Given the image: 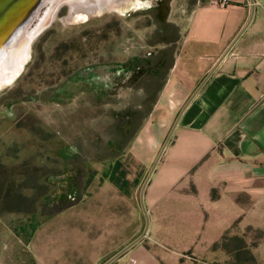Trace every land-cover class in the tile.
<instances>
[{
    "label": "rangeland",
    "instance_id": "obj_1",
    "mask_svg": "<svg viewBox=\"0 0 264 264\" xmlns=\"http://www.w3.org/2000/svg\"><path fill=\"white\" fill-rule=\"evenodd\" d=\"M195 1L170 5L167 21L178 33L175 41L186 30ZM138 2L117 3L79 21L70 4L61 5L34 33L21 71L0 87V264H105L144 232V181L129 204L119 201L120 194L105 180L112 161L129 151L139 132L135 112H149L164 82L152 86L143 77L113 86L121 68L165 47L160 32L166 29ZM51 7L42 8L30 33ZM179 48L172 47L174 53ZM148 83L152 89L146 91ZM9 184L20 187L21 205L13 201L14 191L13 200L7 199ZM70 200L76 205L53 215ZM32 207L35 213L29 214ZM109 212L120 218L132 213L131 229H109ZM34 225L39 228L30 243ZM244 232L241 251H233L236 242L229 236L208 263L182 264H254L252 250L264 241V232ZM154 241L157 237H147L141 243L156 250Z\"/></svg>",
    "mask_w": 264,
    "mask_h": 264
},
{
    "label": "crops",
    "instance_id": "obj_2",
    "mask_svg": "<svg viewBox=\"0 0 264 264\" xmlns=\"http://www.w3.org/2000/svg\"><path fill=\"white\" fill-rule=\"evenodd\" d=\"M219 1H195L181 37L163 42L180 46L173 67L129 151L113 161L107 181L130 204L181 115L144 194L157 249L140 242L113 264L208 263L226 237L238 252L245 228L264 232V0ZM109 213V229H131L132 213ZM252 254L264 264V241Z\"/></svg>",
    "mask_w": 264,
    "mask_h": 264
},
{
    "label": "water",
    "instance_id": "obj_3",
    "mask_svg": "<svg viewBox=\"0 0 264 264\" xmlns=\"http://www.w3.org/2000/svg\"><path fill=\"white\" fill-rule=\"evenodd\" d=\"M42 1L43 0H0V51L3 50V47H6V45H8L12 36L18 31V29H23V32H24V30L34 22V20L37 18L36 16H37V13H38L39 8H40L39 6L41 5ZM253 14H254V12H253ZM238 39L233 43V45L228 49V51L225 53V55L220 59L217 67L214 70H212V72L208 75V77L205 79V81L200 85V87L198 88V90L196 91L194 96H196L201 91V89L203 88V86L205 85V83L207 82L209 77L216 71V69L219 67V65L222 63V61L229 55L232 48L237 43ZM180 118H181V115L178 117V119H177V121H176L166 143H165L164 149L162 150L161 155L157 159V161L153 167V170H152L148 180L144 184L142 191H141V205H142V209H143V212H144V215L146 218V227H145L144 232L142 233V235L139 238H137L135 241H133L123 251L118 253L116 256H114L112 259H110L105 264H112L117 259H119L122 255H124L127 251H129L131 248H133L134 246L139 244L141 241H143L147 237V234L149 231L150 221H149L147 209L145 208V204H144L145 190H146V187L149 183L151 175L155 171V169H156V167H157V165H158V163H159V161L163 155L165 148L168 146V144H169V142H170V140H171V138L175 132V129L178 126Z\"/></svg>",
    "mask_w": 264,
    "mask_h": 264
},
{
    "label": "bare ground",
    "instance_id": "obj_4",
    "mask_svg": "<svg viewBox=\"0 0 264 264\" xmlns=\"http://www.w3.org/2000/svg\"><path fill=\"white\" fill-rule=\"evenodd\" d=\"M102 3H106L111 8L115 3L113 0H43L39 6L37 18L44 6L52 5L51 9L46 14V17L42 20L39 27L32 33H30L29 27L24 30L18 29V31L12 36L10 42L3 50L0 51V87L9 83L14 77L21 71L23 64L28 58L29 44L32 40L34 33H38L41 29L47 26L51 18L60 8L61 5L70 4L71 8L90 10L93 6H99ZM79 18L78 20H81Z\"/></svg>",
    "mask_w": 264,
    "mask_h": 264
},
{
    "label": "trees",
    "instance_id": "obj_5",
    "mask_svg": "<svg viewBox=\"0 0 264 264\" xmlns=\"http://www.w3.org/2000/svg\"><path fill=\"white\" fill-rule=\"evenodd\" d=\"M170 44V43H169ZM169 44H167V45H169ZM174 56H175V53H174V50L172 49V47H170V48H167V49H165V50H161V51H159V52H157V53H151L149 56H147V57H136L137 59H133L134 61H133V65H131L130 67H131V69H129V70H131L132 71V74L134 75L133 76V79H143V77H147V78H150V80L153 82V85L152 86H156V85H158L159 84V82H160V80L162 79H164V82L161 84V88H160V90H158L159 92H158V94L155 96V100L153 101L154 103L153 104H155V102L157 101V99H158V97H159V95H160V93H161V90H162V88L164 87V85H165V78H166V76H167V74L169 73V71L172 69V67H173V64H174ZM170 59V62H171V65L170 66H168V67H166L165 68V70H164V72H163V74H159L158 72H159V70L161 69V65L164 63V62H167L168 60ZM152 86H151V84H149L148 83V85H147V87H146V84H145V87H146V91L148 90H151L152 89ZM157 97V98H156ZM148 109V107H146V110ZM151 110V109H150ZM150 110H149V112H150ZM148 111V110H147ZM142 112V111H140L139 109H138V111L137 112H135L136 114H138V116H139V128H140V126H141V124H142V122H143V120L146 118V114L148 113L149 114V112ZM125 114H127L126 112L125 113H123V115L125 116ZM122 116V115H121ZM126 116H128V115H126ZM128 118H129V116H128ZM128 121L130 120V118L129 119H127ZM135 126V125H134ZM136 127V126H135ZM139 130V129H138ZM138 130L135 132V133H137L138 132ZM132 134H133V132H132ZM132 134H131V136H132ZM112 165H113V161H112V163L110 164V167H109V169H108V171L106 172V174H105V180H107L108 178H109V174H110V170H111V168H112ZM8 186H10V184L8 185ZM35 190H36V188H34ZM12 191H14L15 192V194L17 195H14V196H16V200H13L10 196H12L13 194H11L12 193ZM75 192V191H74ZM75 194V193H74ZM6 195H7V199H12L15 203H18V204H20L21 205V202L19 201V197H21V189H20V187L19 186H15L14 184L12 185L11 184V186L10 187H8V190L6 191ZM70 197H71V200L73 201L74 200V197H73V195L71 194L70 195ZM68 201V202H66L65 204H63V205H61V206H59L58 208H57V210H56V212H54V214L53 215H58V214H60L61 212H63V211H65V210H67V209H70V208H72L73 206H75L76 205V203L75 202H72V201ZM31 202H32V204H35L36 203V200H33V199H31L30 200ZM33 208V207H32ZM55 211V210H54ZM29 214H34L35 213V208H33L32 209V211L31 212H28ZM0 215H1V211H0ZM38 228H39V226H36V225H34L33 227H32V234H33V236L31 237V239L29 240V242L31 241L32 242V240H33V238H34V236L36 235V233H37V230H38ZM264 238V233L262 234V238H261V240H264L263 239ZM225 241H227L228 240V238L226 237L225 239H224ZM30 242V243H31ZM255 246H257V243L255 244ZM251 260H253V262H254V264H257L256 263V261H255V259L252 257V259Z\"/></svg>",
    "mask_w": 264,
    "mask_h": 264
},
{
    "label": "flooded vegetation",
    "instance_id": "obj_6",
    "mask_svg": "<svg viewBox=\"0 0 264 264\" xmlns=\"http://www.w3.org/2000/svg\"><path fill=\"white\" fill-rule=\"evenodd\" d=\"M125 1H127V0H113V2L115 4L123 3L120 5H126ZM137 1H139L138 5L143 6V9L149 10L150 12H154L155 22L157 24H159V27H161V30L164 28L166 29V30H162L160 32L162 38L168 42H171V44H172V42H175L174 39L177 38L178 33H177V31H175L176 29L174 27L170 26V24L167 21V17H168L167 14H168V11L170 9L169 7L174 0H137ZM129 2H130V0H128V3H127L128 5H129ZM63 6H67V5H63ZM67 7H69V6H67ZM109 9H113V8H110L106 3H102L99 6H93V8H91L90 10L75 9V8L70 7L71 13H74L77 16V20L79 18H82V20L85 19L87 17L86 16L87 14H91V13L95 14L98 11L103 12L104 10H109ZM167 28L170 29V31H168ZM169 46L172 47L174 45L169 44ZM170 65H171V62L169 59L167 62H164L161 65V69L159 70L158 73L160 75L163 74L165 68L170 66ZM124 68L123 69L121 68L116 73L115 85H113V86H116V85L119 86L121 84L122 85L128 84L129 81L133 80L134 75L132 74V71L129 70V69H131V67H124Z\"/></svg>",
    "mask_w": 264,
    "mask_h": 264
},
{
    "label": "built area",
    "instance_id": "obj_7",
    "mask_svg": "<svg viewBox=\"0 0 264 264\" xmlns=\"http://www.w3.org/2000/svg\"><path fill=\"white\" fill-rule=\"evenodd\" d=\"M230 3H229V0H222V1H219L218 3H216L214 6H218V7H227L229 6Z\"/></svg>",
    "mask_w": 264,
    "mask_h": 264
}]
</instances>
